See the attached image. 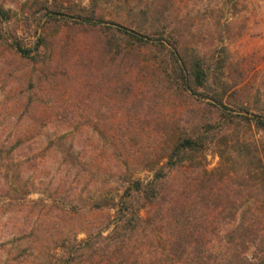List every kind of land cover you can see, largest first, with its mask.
Listing matches in <instances>:
<instances>
[{
	"label": "rangeland",
	"instance_id": "374dc122",
	"mask_svg": "<svg viewBox=\"0 0 264 264\" xmlns=\"http://www.w3.org/2000/svg\"><path fill=\"white\" fill-rule=\"evenodd\" d=\"M164 38L210 59L203 86L175 88ZM258 119L264 19L255 0H0V264H47L67 240L91 244L78 264H264ZM199 133L201 149L169 174L172 198L141 202L148 228L125 252L103 247L99 232L131 181H148L178 136ZM12 157L25 168L18 185ZM170 204L181 207L175 219ZM188 231V253L172 252L168 235Z\"/></svg>",
	"mask_w": 264,
	"mask_h": 264
},
{
	"label": "trees",
	"instance_id": "16d2710c",
	"mask_svg": "<svg viewBox=\"0 0 264 264\" xmlns=\"http://www.w3.org/2000/svg\"><path fill=\"white\" fill-rule=\"evenodd\" d=\"M55 10H49L48 13H60L58 11L59 7H64L63 5L57 4ZM66 7V6H65ZM58 8V9H57ZM67 8V7H66ZM92 15H88L85 17V21L91 23L93 19ZM117 31L126 34L129 38L134 39L137 42L144 43L147 42L145 38L146 35H138L136 32L127 29L125 26L114 27ZM170 47L169 52L171 54L170 57V69L165 71L167 75L173 80V84H175V88H181L187 90L188 88L192 89V85L194 86H203L206 82V74L207 69H209V58L199 57L197 55H188L183 56L179 53L178 46L175 41H171L170 39L164 38L163 40H158V45L162 49H168L167 45ZM9 47L14 51H19L24 53L25 55L30 52L29 49H24L20 46V43L14 42L10 43ZM160 48V49H161ZM257 123L264 127V120L258 119ZM20 140V137H18ZM207 137L202 135V133L197 134H185L183 136H178L177 139L172 143L168 153L165 156V161L161 167L156 169L153 173V176L146 181L145 183L139 180H133L126 187V190L123 194L120 195L117 203H114L113 208H115V220L112 225L107 227V233L104 235L102 232H99V242L103 243L102 246L107 248L109 246H114L117 249L124 251L125 245H128L127 238H130V235L138 233L139 229H146L148 226L143 224V218L140 216V204H148L149 206H157L161 207L164 202H168L170 198V188L168 181L170 179V172L175 170L181 163L186 160L188 154L194 150H200L203 144L206 142ZM1 156V153H0ZM2 163V162H1ZM0 163V177L3 175V167ZM12 164L14 167H11L9 170L12 171L13 175L11 176L13 182L18 185V181H20L22 174L25 172V168L20 169L18 164L15 162V159L12 157ZM9 166V165H8ZM6 172V174H10ZM10 176V175H9ZM3 194L4 191H2ZM6 195V194H5ZM7 196V195H6ZM19 197H14V199H18ZM140 198V199H139ZM137 200V201H136ZM142 200V201H141ZM181 208V207H180ZM178 206L170 204V210L173 212L172 218L175 219L177 215V211L181 210ZM195 232H189L185 235H181L178 233L177 235L171 234L168 235L167 243L172 252H174V248L178 249L180 246L182 247V253L187 252L186 249L191 248V242L189 238L194 237ZM126 235H128L126 237ZM125 236L126 238H123ZM202 235H197L195 241L200 245L201 240L200 237ZM122 237V238H120ZM139 240V239H138ZM64 242V241H63ZM68 244L67 250H62L60 254H54V258H51L47 264H78L80 263L77 259L81 254L78 252H83L85 254L88 252V249H91V244L89 241L84 240L82 242L74 243L69 245V241H65ZM185 243V244H183ZM118 244V245H117ZM187 245V246H184ZM193 250L198 251L199 261H203L202 257V248L196 247L194 244L192 245ZM106 248V249H107ZM202 251V252H201ZM122 253V252H121ZM126 253L130 254L129 249H127ZM188 253V252H187ZM78 254V255H77ZM169 255V254H168ZM112 257L111 255H109ZM126 257L127 254H125ZM138 256V254L136 255ZM151 259V258H150ZM105 260V259H104ZM208 258H206L203 264L209 263ZM99 264H103L101 256L99 257ZM157 262L154 260L150 261V264H156ZM109 264H112L109 262Z\"/></svg>",
	"mask_w": 264,
	"mask_h": 264
},
{
	"label": "built area",
	"instance_id": "2783aa9c",
	"mask_svg": "<svg viewBox=\"0 0 264 264\" xmlns=\"http://www.w3.org/2000/svg\"><path fill=\"white\" fill-rule=\"evenodd\" d=\"M258 8L261 11L262 18L264 19V0H255Z\"/></svg>",
	"mask_w": 264,
	"mask_h": 264
}]
</instances>
